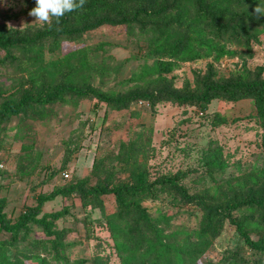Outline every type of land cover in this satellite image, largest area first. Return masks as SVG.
<instances>
[{"label": "trees", "instance_id": "16d2710c", "mask_svg": "<svg viewBox=\"0 0 264 264\" xmlns=\"http://www.w3.org/2000/svg\"><path fill=\"white\" fill-rule=\"evenodd\" d=\"M256 5L264 7V0H86L82 8L66 13L58 21L52 19L32 34L0 28V66L13 67L14 73L20 74V81L12 90L0 89V121L17 116L45 119L55 113L52 106L56 102L77 104L84 98L93 100L95 110L99 103H104L106 109L121 110L140 98L150 99L151 104L172 101L205 110L212 99L248 98L254 103V114L262 129L259 146L264 150V79L240 74L218 83L209 73L196 75L181 89L161 87L175 64L200 58L217 61L237 53L227 45L244 46L256 39L264 32V15L254 13ZM103 24H124L130 35L138 28L146 41V58L152 59L150 64L144 61L139 71H132L129 77L115 78L118 89L114 85L102 86L113 66L103 64L102 58L100 62L93 60L91 48L80 40L84 31ZM72 42L75 43L71 50L44 61V51L54 53ZM145 82L154 89L142 88ZM214 119L218 123L227 120L219 115ZM212 145L215 142L208 144L202 156L205 172L195 179L203 182L209 178L211 184L194 192L181 183L183 172L150 180L148 172L133 158L135 147L124 146L120 158L131 163V179L115 182L108 169L94 184L89 177L75 179L47 194H38L35 205L23 210L14 222L6 217L5 200L0 198V230L10 234V246L21 228L31 223L39 225L46 236L44 243H49L59 256L64 247V229L57 228L55 221L65 210L41 213V208L58 195L76 194L85 207H97L103 213L110 247L120 264H264V164L218 178L216 174L227 163L221 148ZM159 193L169 194L173 204L180 201L196 206L200 212L197 226L166 232L164 226L173 213L167 209L152 217L142 205L143 200L156 198ZM104 194H113L116 202L115 210L108 214L100 198ZM226 223L234 227L241 243L228 247L217 260L202 259ZM0 242V247L7 248L4 241ZM6 256H2L0 264H17ZM91 262L108 264L100 254Z\"/></svg>", "mask_w": 264, "mask_h": 264}, {"label": "rangeland", "instance_id": "374dc122", "mask_svg": "<svg viewBox=\"0 0 264 264\" xmlns=\"http://www.w3.org/2000/svg\"><path fill=\"white\" fill-rule=\"evenodd\" d=\"M34 2L0 0V28L32 34L47 26L52 20L41 27L40 22L29 15ZM80 40L91 48L93 60L100 62L103 59V64L113 66L104 76L103 87L114 85L118 89L115 78H127L132 71L138 72L144 61L149 64L152 61L146 58V41L138 28L130 35L124 24H103L84 31ZM74 43H65L54 53L44 51V61L71 50ZM101 43L103 46L98 47ZM227 46L236 49L237 53L217 61L200 58L179 62L165 75L167 82L161 87L181 89L186 82H193L196 75L209 73L218 83L240 74L251 79H264V32L249 40L248 45ZM19 81L20 74L14 73L13 67L0 66V89L12 90ZM141 86L145 90L154 89L149 82ZM140 99L121 110L106 109L104 103H99L96 110L92 109L93 100L88 98L77 104L56 102L52 106L55 113L45 119L17 116L0 121V198L5 200L6 217L11 222L16 221L23 210L35 205L38 194H47L75 179L89 177L94 184L106 175L104 169L113 173L115 182L131 179V163L120 158L124 146L135 147L133 158L148 172L150 180L183 172L181 183L191 192L211 184L209 178L203 182L195 181L205 172L202 156L211 142H215L213 147L221 148L227 163L224 170L216 174L218 178L264 164V150L259 146L262 129L251 99H212L205 110L172 101L151 104L150 99L144 98L139 104ZM215 115L226 118V122L218 123ZM93 166L97 168L95 174ZM100 198L105 213L115 210L113 194H104ZM171 202L169 194L159 193L156 198L143 200L142 205L152 217L167 209L173 213L164 226L166 232L197 226L200 212L196 206ZM58 210H65L55 221L57 228L64 229V247L59 250V256L49 243H44L46 236L42 227L31 223L18 231L16 242L10 246L7 244L10 234L0 230V241L7 246L0 247V260L7 255L6 259L17 264H92V258L100 254L108 264H120L110 247L106 219L99 208L85 207L76 194L58 195L43 203L41 213ZM240 243L234 227L226 223L202 259L217 260L228 247Z\"/></svg>", "mask_w": 264, "mask_h": 264}, {"label": "clouds", "instance_id": "9594fccd", "mask_svg": "<svg viewBox=\"0 0 264 264\" xmlns=\"http://www.w3.org/2000/svg\"><path fill=\"white\" fill-rule=\"evenodd\" d=\"M86 0H35L29 15L39 21V26L49 23L50 20L63 17L76 9L82 8ZM254 13L264 15V7L255 6Z\"/></svg>", "mask_w": 264, "mask_h": 264}, {"label": "built area", "instance_id": "2783aa9c", "mask_svg": "<svg viewBox=\"0 0 264 264\" xmlns=\"http://www.w3.org/2000/svg\"><path fill=\"white\" fill-rule=\"evenodd\" d=\"M141 103H142V101L140 100V101H139V104H141Z\"/></svg>", "mask_w": 264, "mask_h": 264}]
</instances>
